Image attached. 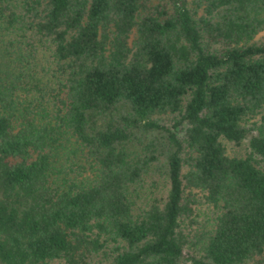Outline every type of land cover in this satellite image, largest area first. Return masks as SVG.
I'll return each mask as SVG.
<instances>
[{
    "label": "trees",
    "instance_id": "16d2710c",
    "mask_svg": "<svg viewBox=\"0 0 264 264\" xmlns=\"http://www.w3.org/2000/svg\"><path fill=\"white\" fill-rule=\"evenodd\" d=\"M263 33L264 0H0V264H264Z\"/></svg>",
    "mask_w": 264,
    "mask_h": 264
},
{
    "label": "rangeland",
    "instance_id": "374dc122",
    "mask_svg": "<svg viewBox=\"0 0 264 264\" xmlns=\"http://www.w3.org/2000/svg\"><path fill=\"white\" fill-rule=\"evenodd\" d=\"M263 36H264V33L260 37H263ZM168 189H169L168 184L164 181H161L160 186H159V191H158L159 197L166 198Z\"/></svg>",
    "mask_w": 264,
    "mask_h": 264
}]
</instances>
